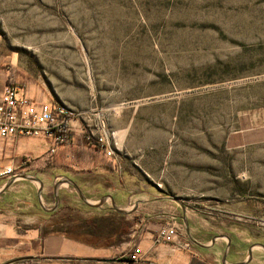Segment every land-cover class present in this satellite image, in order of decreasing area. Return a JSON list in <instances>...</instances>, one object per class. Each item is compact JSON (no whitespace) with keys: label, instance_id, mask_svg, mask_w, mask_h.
<instances>
[{"label":"rangeland","instance_id":"obj_1","mask_svg":"<svg viewBox=\"0 0 264 264\" xmlns=\"http://www.w3.org/2000/svg\"><path fill=\"white\" fill-rule=\"evenodd\" d=\"M0 72L108 136L128 210L264 245V0H0Z\"/></svg>","mask_w":264,"mask_h":264},{"label":"crops","instance_id":"obj_2","mask_svg":"<svg viewBox=\"0 0 264 264\" xmlns=\"http://www.w3.org/2000/svg\"><path fill=\"white\" fill-rule=\"evenodd\" d=\"M7 78L0 72V94ZM73 144L52 154L45 137L0 141V168L13 167L18 175L0 178V264L115 262L129 259L134 248L142 260L129 264H264V245L203 236L184 212L162 219L173 220L191 249L158 242L161 218L128 210L132 193L124 176L101 160L77 157L82 150L100 153Z\"/></svg>","mask_w":264,"mask_h":264},{"label":"built area","instance_id":"obj_3","mask_svg":"<svg viewBox=\"0 0 264 264\" xmlns=\"http://www.w3.org/2000/svg\"><path fill=\"white\" fill-rule=\"evenodd\" d=\"M75 115L64 106L52 105L48 102H38L22 95L18 87L6 85L0 94V141H12L16 137H45L52 143L50 153H55L60 147L75 142L77 125ZM86 141L95 151L107 159L115 157L108 136H96L92 132L86 134ZM12 176L18 178L13 167L0 168V178ZM157 241L171 244L176 251H189L190 242L179 239L178 227L174 222L163 224L157 235ZM142 251L134 248L129 259L121 258L115 262H96L95 264H129L139 263Z\"/></svg>","mask_w":264,"mask_h":264},{"label":"trees","instance_id":"obj_4","mask_svg":"<svg viewBox=\"0 0 264 264\" xmlns=\"http://www.w3.org/2000/svg\"><path fill=\"white\" fill-rule=\"evenodd\" d=\"M69 146H74V144L72 142H70L68 144ZM76 147H86V148H89V149H92L93 152L95 153V149L87 143L86 141V138H85V142H82L81 144H77L75 145ZM97 153V152H96ZM74 155H76L77 157H81L82 159H90V158H95V154H93L91 151H86V150H82V151H77ZM96 159V158H95ZM102 164H106L108 167H110V164L109 163H104L103 161H101ZM105 165V166H106ZM111 168V167H110Z\"/></svg>","mask_w":264,"mask_h":264}]
</instances>
